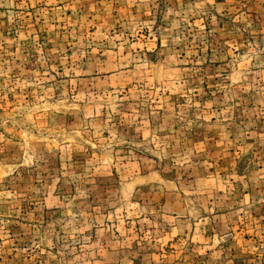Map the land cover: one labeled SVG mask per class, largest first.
<instances>
[{"label": "rangeland", "instance_id": "1", "mask_svg": "<svg viewBox=\"0 0 264 264\" xmlns=\"http://www.w3.org/2000/svg\"><path fill=\"white\" fill-rule=\"evenodd\" d=\"M0 264H264V0H0Z\"/></svg>", "mask_w": 264, "mask_h": 264}]
</instances>
